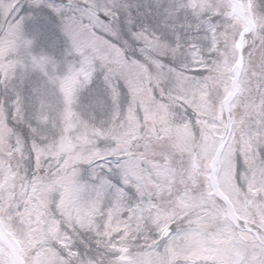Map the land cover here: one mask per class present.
<instances>
[{"label": "snow or ice", "instance_id": "snow-or-ice-1", "mask_svg": "<svg viewBox=\"0 0 264 264\" xmlns=\"http://www.w3.org/2000/svg\"><path fill=\"white\" fill-rule=\"evenodd\" d=\"M0 264H264V0H0Z\"/></svg>", "mask_w": 264, "mask_h": 264}]
</instances>
